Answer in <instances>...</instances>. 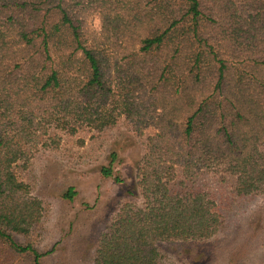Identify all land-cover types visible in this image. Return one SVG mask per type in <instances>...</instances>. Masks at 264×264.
<instances>
[{
  "label": "trees",
  "instance_id": "1",
  "mask_svg": "<svg viewBox=\"0 0 264 264\" xmlns=\"http://www.w3.org/2000/svg\"><path fill=\"white\" fill-rule=\"evenodd\" d=\"M120 120L154 134L92 262L173 264L161 245L224 230L204 177L264 199V0H0V242L41 264L14 240L42 219L18 169Z\"/></svg>",
  "mask_w": 264,
  "mask_h": 264
},
{
  "label": "rangeland",
  "instance_id": "2",
  "mask_svg": "<svg viewBox=\"0 0 264 264\" xmlns=\"http://www.w3.org/2000/svg\"><path fill=\"white\" fill-rule=\"evenodd\" d=\"M97 19L89 18L86 28L98 30ZM153 134L148 129L138 137L120 120L101 133L63 134L57 150H41L27 170L18 169V175L40 200L42 219L27 236H14L15 242L42 254L41 264H93L106 226L120 206L133 199L125 188L134 182L146 140ZM111 153L116 155L113 170L123 184L103 178L99 172L108 165ZM204 178L224 230L208 243L161 245L165 260L173 264H264V199L237 197L231 179L220 184L212 175ZM70 188L76 193L72 201L63 198ZM0 264L32 263L30 257L16 255L0 242Z\"/></svg>",
  "mask_w": 264,
  "mask_h": 264
},
{
  "label": "clouds",
  "instance_id": "3",
  "mask_svg": "<svg viewBox=\"0 0 264 264\" xmlns=\"http://www.w3.org/2000/svg\"><path fill=\"white\" fill-rule=\"evenodd\" d=\"M99 24H100V22H99V20L97 19V21H96V27H97V28H99Z\"/></svg>",
  "mask_w": 264,
  "mask_h": 264
}]
</instances>
